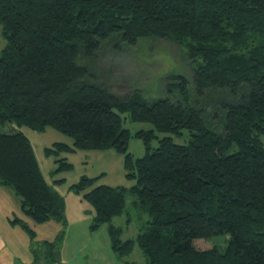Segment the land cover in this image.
<instances>
[{"label": "trees", "instance_id": "trees-1", "mask_svg": "<svg viewBox=\"0 0 264 264\" xmlns=\"http://www.w3.org/2000/svg\"><path fill=\"white\" fill-rule=\"evenodd\" d=\"M0 23V186L20 197L34 224L62 222L54 239L40 241L42 253L59 262L66 204L23 127L72 139L55 142L49 156H123L133 185L83 175L70 186L91 205L92 229L109 223L118 256L137 245L145 264H264V0H0ZM147 39L177 43L192 62L191 89L180 75L166 84L180 97L150 98L138 89L122 97L95 78V55L105 44ZM211 93L231 98L214 103ZM210 102L222 113V131L208 117ZM127 119L153 128L132 131ZM185 133L186 144L175 142ZM133 137L144 156L128 150ZM56 162L53 175L74 168L67 156ZM128 195L149 219L135 238L122 239V228L110 222L123 214ZM12 223L38 237L27 221ZM224 234V250L197 247V239Z\"/></svg>", "mask_w": 264, "mask_h": 264}, {"label": "rangeland", "instance_id": "rangeland-1", "mask_svg": "<svg viewBox=\"0 0 264 264\" xmlns=\"http://www.w3.org/2000/svg\"><path fill=\"white\" fill-rule=\"evenodd\" d=\"M5 45L3 26L0 23V53ZM120 46L121 48H117L113 43L105 44L102 50L96 53L95 66L92 69L95 78L109 86L119 96H128L134 89H138L150 98L168 95L173 98L180 97L179 93L169 94L167 91L166 84L172 75H180L189 79L188 86L191 89L193 64L185 54V50L177 43L171 40L147 39L140 41L137 45L127 46L120 43ZM230 98L231 96L227 97L225 94L211 93L210 95V100L214 103ZM213 102H210L206 108L208 117L214 127L222 131L220 117L222 113L219 109L213 110ZM126 127L132 131L153 128L150 123L133 122L129 119L126 120ZM22 129L30 139L44 176L49 183L55 185V180L64 179L63 183H57L59 186H56L65 200L67 217L62 250L57 264H145L146 257L137 245L131 254L125 257L114 253L111 247V235L108 231L109 223L92 229L94 214L91 205L82 198L81 194L70 187L77 183L83 175L99 176L97 184L133 185L135 180L125 177L123 156L113 150L80 151L76 155L60 153L58 156H49L45 154V150L52 148L55 142L71 143L72 139L53 128H48L45 132H37L27 127ZM159 135L163 136L161 133ZM174 140L179 144H186L189 141V135L185 133L180 138L175 137ZM157 145L158 142L154 140L152 146L156 147ZM128 150L135 157H142L146 152L142 140L135 137L130 140ZM63 156L68 157V160L74 164V168L61 170L53 175L52 172L60 165L56 159ZM6 197L10 201V206L13 204L15 207V198L13 199L9 194ZM133 199L132 195H128L123 214L115 216L110 222V224L122 228V239L135 238L140 227L149 219L143 209L134 207ZM13 210L15 211L14 217L17 216L16 213L21 214V210L20 212L16 208ZM52 221L44 225L33 224L32 228L37 232L38 237L36 242L32 239L28 240V249L30 252L32 251V262L29 264H56L50 260L51 256L46 254V249L42 253L39 245L40 241L54 239L53 231L48 228L51 223H53L52 226L55 225L54 223H58V226L61 227L59 229H62V222ZM40 227L47 228L40 230ZM11 229L13 228L10 226ZM15 229L19 234L24 233L25 236H29L21 226H17ZM229 238V234H224L210 239H197V247L200 249L217 247L224 250Z\"/></svg>", "mask_w": 264, "mask_h": 264}, {"label": "crops", "instance_id": "crops-1", "mask_svg": "<svg viewBox=\"0 0 264 264\" xmlns=\"http://www.w3.org/2000/svg\"><path fill=\"white\" fill-rule=\"evenodd\" d=\"M76 154L77 153L74 155ZM54 186L56 187L59 185L55 184ZM8 194L10 197H13V199L15 198V207L13 204L10 206V201L6 197ZM13 208H16L18 212L21 210V214L16 213V217H21V219L27 221L30 226H33L34 222H32L30 218H27L22 211L20 197H18L11 189L0 186V264H29V262H32V251L30 252V249H28V240L31 238L30 236H25L24 233L19 234L15 229V227L20 225L12 223V220L15 218V211ZM50 222L51 221L47 223ZM51 224L48 228L53 231L55 237L57 231H59V228L61 227L58 226V223H54L55 225L53 226ZM10 226L13 229L10 230ZM43 228L47 227H40V230Z\"/></svg>", "mask_w": 264, "mask_h": 264}]
</instances>
